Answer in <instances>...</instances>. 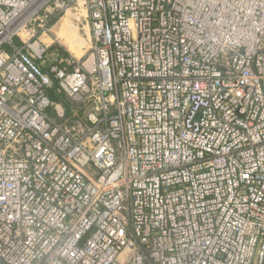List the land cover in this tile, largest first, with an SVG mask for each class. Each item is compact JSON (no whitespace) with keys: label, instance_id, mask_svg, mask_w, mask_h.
<instances>
[{"label":"built area","instance_id":"obj_1","mask_svg":"<svg viewBox=\"0 0 264 264\" xmlns=\"http://www.w3.org/2000/svg\"><path fill=\"white\" fill-rule=\"evenodd\" d=\"M0 264H264V0H0Z\"/></svg>","mask_w":264,"mask_h":264},{"label":"rangeland","instance_id":"obj_2","mask_svg":"<svg viewBox=\"0 0 264 264\" xmlns=\"http://www.w3.org/2000/svg\"><path fill=\"white\" fill-rule=\"evenodd\" d=\"M73 14V15H72ZM81 16L77 15L73 10L66 13V15L60 17L54 25L51 27V31L49 33V37L43 36L41 38V41L44 42L47 46L49 45L50 48L48 50V53L50 56L57 55L59 57H66L68 55L74 56L76 59H83L85 55L88 54V49L90 47L89 42V31L87 26L84 22V14H80ZM66 17L68 18L70 24H71V30H74L75 33L72 31H64L62 34V30L60 31L58 29V24L60 23V20ZM58 25V26H57ZM61 32V33H60ZM62 34V35H61ZM64 35V36H63ZM71 35H74V38H78L82 43L79 42L76 44V40L71 39ZM67 40V41H66ZM78 42V41H77ZM79 53V54H78ZM53 57V56H52ZM52 98V97H51ZM56 100H59L58 98ZM60 101L63 103L65 108H78L80 112L78 113V117L74 116L73 118L68 117L67 121L70 123H74L78 121V119L82 118L86 115L88 110L84 108L81 104H74L70 102L67 98L62 97ZM48 114L54 118L55 120L62 122V120L56 118L54 113L51 110L47 111ZM73 112H70V114Z\"/></svg>","mask_w":264,"mask_h":264},{"label":"bare ground","instance_id":"obj_3","mask_svg":"<svg viewBox=\"0 0 264 264\" xmlns=\"http://www.w3.org/2000/svg\"><path fill=\"white\" fill-rule=\"evenodd\" d=\"M73 15V14H72ZM59 25V26H58ZM57 26H58V29L61 31L62 30V34H64L63 32L64 31H70V33L73 31L74 33H75V31L74 30H71V24H70V22H69V20H68V18H66V17H63L61 20H60V23L58 24ZM61 33V32H60ZM61 34V35H62ZM64 36V35H63ZM73 38V39H72ZM71 39L72 40H76V44L78 43L79 44V42L80 43H82L78 38H74V35H71ZM67 41V40H66ZM78 41V42H77ZM79 45H81V44H79ZM79 54V53H78Z\"/></svg>","mask_w":264,"mask_h":264},{"label":"trees","instance_id":"obj_4","mask_svg":"<svg viewBox=\"0 0 264 264\" xmlns=\"http://www.w3.org/2000/svg\"><path fill=\"white\" fill-rule=\"evenodd\" d=\"M57 19H58V17L52 19V20L50 21V23H51V24H54V23L57 21ZM52 98H53V97H52ZM54 99H56V98H54ZM65 113H66V117H67V118H68V117L73 118V117L71 116V114H70V108L67 107L66 110H65Z\"/></svg>","mask_w":264,"mask_h":264}]
</instances>
